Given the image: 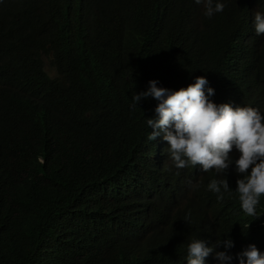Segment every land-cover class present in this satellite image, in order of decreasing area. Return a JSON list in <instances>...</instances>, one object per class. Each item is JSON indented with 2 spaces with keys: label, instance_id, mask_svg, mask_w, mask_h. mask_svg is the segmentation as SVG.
<instances>
[{
  "label": "trees",
  "instance_id": "trees-1",
  "mask_svg": "<svg viewBox=\"0 0 264 264\" xmlns=\"http://www.w3.org/2000/svg\"><path fill=\"white\" fill-rule=\"evenodd\" d=\"M45 1L0 0V264H75L67 260L76 249L99 264L128 262L133 240L171 229L216 241L229 236L240 221L234 204H217L201 179L193 186L192 174L175 176L167 152L134 141L142 118L157 106L152 97L133 99L151 81L152 60L164 48L181 47L175 65H182L206 49L194 34L200 29L190 3L131 0L127 21L114 0H104L73 24L76 31L97 25L83 40L69 37L60 24L68 18ZM146 31L158 38L154 47L140 40ZM109 165L122 173L99 171ZM154 211L166 231L124 230ZM251 224L254 243L264 247V216ZM156 254L170 260L171 248Z\"/></svg>",
  "mask_w": 264,
  "mask_h": 264
},
{
  "label": "clouds",
  "instance_id": "clouds-1",
  "mask_svg": "<svg viewBox=\"0 0 264 264\" xmlns=\"http://www.w3.org/2000/svg\"><path fill=\"white\" fill-rule=\"evenodd\" d=\"M162 1L174 5L176 0ZM186 1L194 9L192 21L200 29L194 30V34L206 49L182 65H175L181 59V47L164 48L152 60V68L147 72L151 81L146 91L135 94L133 99L139 103L152 97L157 106H150L147 120L142 118L134 141L146 146L153 144L167 152L178 169L175 176L181 170L183 174H192L193 186L201 179L204 191L217 204H234L240 221L234 224L229 236L218 241L179 235L173 229L153 239L133 240L131 259L114 264H264V247L254 243L256 233L251 224L252 218L264 216V204H261L264 200V0ZM43 3L52 4L48 5L54 14L68 18L60 24L70 38L87 40L92 38L97 25L81 31L72 26L95 13L104 0ZM114 5L120 7L121 17L128 21L132 15L131 0H114ZM143 28L144 25L138 29ZM237 28L243 29L241 34L234 32ZM142 36L140 40L147 41L146 48L158 43V38L148 31ZM46 65L54 72L53 76L46 71ZM46 65V73L54 78V69ZM111 145L119 148L115 142ZM99 171L112 176L122 173L115 165ZM181 179L189 181L187 177ZM176 182L169 183V191ZM159 186L155 179V188ZM154 215L148 212L134 227L130 221L123 228L144 234L166 231L155 211ZM166 247L171 248L170 260L156 254ZM76 251L79 253L71 252L72 257L67 260L62 250L60 261L84 264L89 260L90 264H99L95 256L89 257L90 252ZM54 261L59 260H40V263Z\"/></svg>",
  "mask_w": 264,
  "mask_h": 264
},
{
  "label": "rangeland",
  "instance_id": "rangeland-1",
  "mask_svg": "<svg viewBox=\"0 0 264 264\" xmlns=\"http://www.w3.org/2000/svg\"><path fill=\"white\" fill-rule=\"evenodd\" d=\"M46 71L51 75L53 76L54 75V72L46 65Z\"/></svg>",
  "mask_w": 264,
  "mask_h": 264
}]
</instances>
